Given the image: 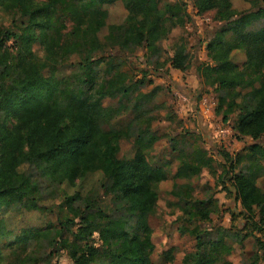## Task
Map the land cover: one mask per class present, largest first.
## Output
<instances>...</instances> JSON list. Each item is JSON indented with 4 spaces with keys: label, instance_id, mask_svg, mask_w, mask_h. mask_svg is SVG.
<instances>
[{
    "label": "trees",
    "instance_id": "trees-1",
    "mask_svg": "<svg viewBox=\"0 0 264 264\" xmlns=\"http://www.w3.org/2000/svg\"><path fill=\"white\" fill-rule=\"evenodd\" d=\"M37 2L0 0V7L16 13L20 21L19 35L0 29V214L7 210L47 209L43 203L45 199L37 196L36 184L17 170L22 162L36 166L48 189L55 190L64 185L77 187L90 174H99L100 181L108 177L110 190L128 202L129 212H150L159 196V184L171 179L169 191L173 194L176 180L198 173L199 162L187 159L173 146L171 149L178 153L176 159L179 161L174 172H171L170 160L152 162L149 154L160 136L149 122L138 129L132 154L118 158L119 139L128 134L130 124L104 130L101 122L110 119L113 110L105 106L103 100L119 91H127L126 79L122 75L115 76L106 82V86L94 87L93 76L86 73L81 81L89 85L87 91L73 87L68 76L57 74L56 65L61 61L55 57L54 46L61 34L57 31V37H52L49 30L53 28L52 17L59 5L61 11L74 21L71 34L78 41L69 44L72 50L83 44L80 42L98 46L99 34L104 27L107 28L104 36L109 39L124 36L125 40L134 43L146 42L148 47L166 33L161 27L164 17L160 14L169 13L171 18L177 13L176 6L169 4L161 11L155 0ZM116 2L122 3L126 16L120 23L107 25V6ZM193 5L197 13L215 9L214 19L225 22L224 28L207 41V57L216 64L206 67L204 77L214 89L232 91L233 96L226 102L225 110L228 113L239 110L234 129L238 137L252 140L235 154V158L228 153L223 157L231 162L230 181L242 213L247 215L252 230L264 232V193L256 184L264 160V26L247 29L249 21L264 17V6L255 3L250 9L238 11L232 0H194ZM36 30L45 46L43 59L31 51V42L37 38ZM228 31L232 34L230 40L226 38ZM11 38L17 42L16 54L6 46ZM237 50L245 55L240 64L232 59ZM186 59L183 50L175 51L172 68L184 70ZM45 69L47 73H44ZM241 162L239 170L232 172ZM229 171L225 169L224 173ZM90 191L83 193L75 188L72 193H65L63 206L67 212L58 219L59 227L47 221L44 226H28L13 233L14 229H9L7 224L4 226L0 218V236L15 234L12 241L0 248V262L25 264L31 243L51 232L57 235L71 264H166L172 260L169 251H163L159 253V262L154 261L149 228L140 233H129L122 218L111 217L101 209L84 213L76 207L77 201L87 202ZM213 213V210L195 207L177 219L180 233L196 237L193 264H216L219 254L232 251L227 235L221 233L216 240L206 242L207 249L201 255L203 243L199 237V221H209ZM69 224H75L77 228L69 231ZM68 232L73 239L67 238ZM94 234H97L98 245L91 241ZM247 236L243 235L238 243L242 245ZM255 238L260 241L257 236ZM259 245L264 249V241ZM192 255L187 254L183 261L190 262L188 258ZM248 264H258L257 257Z\"/></svg>",
    "mask_w": 264,
    "mask_h": 264
},
{
    "label": "rangeland",
    "instance_id": "rangeland-1",
    "mask_svg": "<svg viewBox=\"0 0 264 264\" xmlns=\"http://www.w3.org/2000/svg\"><path fill=\"white\" fill-rule=\"evenodd\" d=\"M37 1L41 4L48 0ZM155 2L161 11L169 4L175 5L177 13L171 18L169 13L160 14L164 17L161 27L166 33L148 47L146 42L134 43L125 40L124 36L109 39L110 37L104 36L107 33V28L104 27L99 34L98 46L92 47L86 42H80L83 44L72 47L73 50L69 48V44L78 41L71 34L74 21L57 5L52 17L53 28L49 30L52 37H57V31L61 34L54 46L55 57L61 61L56 65L57 74L68 76L69 83L84 92L89 87L81 81L86 73L93 76L94 87L106 86L110 78L122 75L129 88L125 92L119 91L112 97L104 98L103 104L111 107L113 113L110 119L101 122L104 130L130 124L128 134L119 139L117 157L121 159L132 154L138 129L149 122L160 136L149 154L152 162L170 160L171 172H174L179 162L176 159L178 152L195 163L199 162L200 171L177 179L173 194L169 191L172 187L171 179L161 182L154 208L147 213H131L127 210L128 202L119 193L110 190L111 180L108 177L100 181L99 174H90L77 187L64 185V188L48 189L47 182L36 166L22 162L17 170L25 173L36 184L37 196L45 199L43 203L47 209L22 212L7 210L0 214V218L4 226L7 224L9 229L15 230L13 233L28 226H44L47 221L59 227L58 219L63 218L67 212L63 206L65 193L70 194L75 188L83 193L91 189L87 202L77 201L74 204L84 213L101 209L111 217L122 218L129 233H140L144 228H149L156 263L159 262V253L169 251L173 258L166 264H193L192 253L196 251V237L180 233L177 219L183 217L189 209L207 208L214 213L209 221H199V237L203 243L201 255L207 249L206 242L216 240L223 233L222 235H227L232 251L219 254L216 264H248L256 257L258 264H264V249L259 245L260 241H264V232L252 230L247 215L242 213L230 181L231 162L225 161L223 157L224 153H228L235 158V154L252 143V140L238 137L234 129L239 110L229 113L225 110L226 102L233 96L232 91L214 89L204 77L206 67L216 64L207 57V41L224 28L225 22L214 19L215 9L197 13L194 0ZM255 3L264 6V0H232L238 11L250 9ZM107 9V25L120 23L126 16L121 2L108 5ZM19 23L16 13L0 7V29H8L19 35ZM263 26L264 17H260L249 21L247 29L256 30ZM35 35L37 38L31 42V51L36 57L43 59L45 46L39 38V30L35 31ZM226 38H232L230 31ZM16 44L15 38L6 42L12 54L17 52ZM178 50H183L187 56L184 70L171 66L172 56ZM244 58L242 51L237 50L232 54V59L239 64ZM44 73H47V69ZM172 146L177 152L171 149ZM261 163L263 169L257 175L256 184L264 193V160ZM242 164L243 162L237 163L232 172L236 173ZM225 169L229 172L224 173ZM69 216L72 217L70 214ZM68 227L69 231L77 228L75 224H69ZM251 231L259 242L256 241V236L250 234ZM245 234L248 236L240 245L238 242ZM66 236L73 239L70 232ZM14 237L15 234L0 236V248H4ZM57 238L51 232L32 242L25 264H71ZM91 241L98 245L97 234H94ZM187 254L192 256L188 258L190 262L185 263L183 258ZM0 264L7 263L2 261Z\"/></svg>",
    "mask_w": 264,
    "mask_h": 264
}]
</instances>
